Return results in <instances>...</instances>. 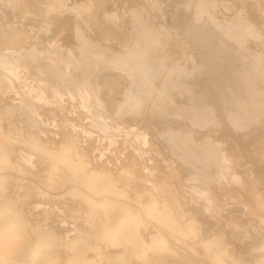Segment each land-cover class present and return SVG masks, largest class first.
<instances>
[{
  "label": "bare ground",
  "instance_id": "1",
  "mask_svg": "<svg viewBox=\"0 0 264 264\" xmlns=\"http://www.w3.org/2000/svg\"><path fill=\"white\" fill-rule=\"evenodd\" d=\"M0 264H264V0H0Z\"/></svg>",
  "mask_w": 264,
  "mask_h": 264
}]
</instances>
